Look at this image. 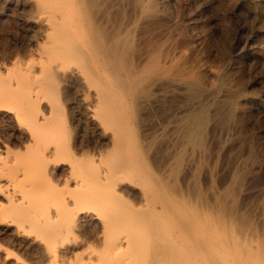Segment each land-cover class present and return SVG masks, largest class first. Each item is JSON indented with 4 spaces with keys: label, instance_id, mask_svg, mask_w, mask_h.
Segmentation results:
<instances>
[{
    "label": "bare ground",
    "instance_id": "1",
    "mask_svg": "<svg viewBox=\"0 0 264 264\" xmlns=\"http://www.w3.org/2000/svg\"><path fill=\"white\" fill-rule=\"evenodd\" d=\"M22 1L27 50L0 59V218L25 223L1 224L49 264H264L249 94L177 37L171 0Z\"/></svg>",
    "mask_w": 264,
    "mask_h": 264
},
{
    "label": "rangeland",
    "instance_id": "2",
    "mask_svg": "<svg viewBox=\"0 0 264 264\" xmlns=\"http://www.w3.org/2000/svg\"><path fill=\"white\" fill-rule=\"evenodd\" d=\"M21 1L0 0V59L2 62L6 59L8 62L10 53L7 52L21 51L22 48L28 47L25 40H28L29 27L33 26L31 25L33 16L30 17V8ZM169 7L172 19L177 24V37L184 34L186 29L187 35L193 42L197 41L194 42V46L199 45L196 49L203 53L201 56L206 58L208 66L222 72L225 77L229 74L238 75L236 81L239 87L246 90L250 97V102L245 104L242 115L246 133L255 140H264V0H171ZM201 33L207 38L204 42L201 41L204 37L200 36ZM7 38L9 39L6 40ZM201 46L202 48L199 49ZM3 47L6 48L3 50ZM26 48H24L25 51ZM21 52L23 53L24 50ZM2 132L5 134L3 127L0 128V135ZM125 200L131 204L137 203L133 196H126ZM11 207H5L6 211L2 209L5 212L4 215L1 213L0 218V264H49L42 257L40 247L30 242L27 234L18 233L15 226L6 227L1 224L3 216L7 218V215L11 217L8 219L25 223V213ZM92 231L89 226H83L76 230L75 234L84 238L89 237ZM94 246H96L94 242L90 243V248ZM82 250L78 249L76 252L81 253ZM64 258L75 263L73 255L67 254Z\"/></svg>",
    "mask_w": 264,
    "mask_h": 264
}]
</instances>
